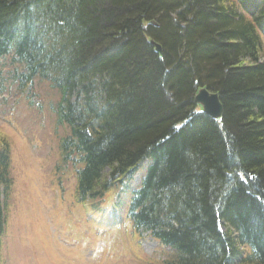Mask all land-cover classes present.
Listing matches in <instances>:
<instances>
[{"label":"trees","instance_id":"obj_1","mask_svg":"<svg viewBox=\"0 0 264 264\" xmlns=\"http://www.w3.org/2000/svg\"><path fill=\"white\" fill-rule=\"evenodd\" d=\"M263 47L264 9L239 0H0V63L59 95L79 201L129 195L135 232L170 250L150 264H264ZM12 188L2 140L0 241Z\"/></svg>","mask_w":264,"mask_h":264},{"label":"rangeland","instance_id":"obj_2","mask_svg":"<svg viewBox=\"0 0 264 264\" xmlns=\"http://www.w3.org/2000/svg\"><path fill=\"white\" fill-rule=\"evenodd\" d=\"M14 69L9 59L0 63V141L10 145L13 180L0 264H150L165 258L167 250L145 232L136 236L124 220L129 195L117 220L108 218L116 191L103 206L106 219L78 203L75 169L61 161L66 131L53 110L59 95L45 82L29 89ZM135 177L132 190L141 182Z\"/></svg>","mask_w":264,"mask_h":264},{"label":"water","instance_id":"obj_3","mask_svg":"<svg viewBox=\"0 0 264 264\" xmlns=\"http://www.w3.org/2000/svg\"><path fill=\"white\" fill-rule=\"evenodd\" d=\"M157 51L159 53L161 52V48L159 46H157ZM196 100L197 104L203 107L204 112L207 115L213 119L221 117L223 107L220 103L218 95L210 94L207 90H201Z\"/></svg>","mask_w":264,"mask_h":264},{"label":"bare ground","instance_id":"obj_4","mask_svg":"<svg viewBox=\"0 0 264 264\" xmlns=\"http://www.w3.org/2000/svg\"><path fill=\"white\" fill-rule=\"evenodd\" d=\"M239 3L242 5V8L243 7L244 8H246V7L249 8V6H255L257 4V5L261 6L264 9V0H263V2L261 0H239ZM34 37H35L36 41H38V38H39L38 35L34 36ZM204 89L207 90L208 92H211V91H209L206 88H201L199 90H204ZM211 93H213V92H211ZM198 96H199V93H197L196 96L194 97V102L195 103L197 102L196 99H197ZM223 113H224V109H223L221 117H220L221 119L223 117ZM136 176H139V175H136Z\"/></svg>","mask_w":264,"mask_h":264}]
</instances>
